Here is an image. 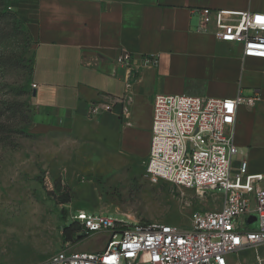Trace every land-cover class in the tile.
<instances>
[{"label":"crops","instance_id":"1","mask_svg":"<svg viewBox=\"0 0 264 264\" xmlns=\"http://www.w3.org/2000/svg\"><path fill=\"white\" fill-rule=\"evenodd\" d=\"M11 6L32 37L36 132H96L118 152L145 158L156 93L260 95L256 106L238 107L235 140L249 170L264 172V58L244 57L240 43L199 30L201 8L264 12V0H11ZM123 51L137 63L157 55L158 63L138 74L128 117L117 105L93 119L92 103L125 93L127 69L116 62Z\"/></svg>","mask_w":264,"mask_h":264},{"label":"built area","instance_id":"2","mask_svg":"<svg viewBox=\"0 0 264 264\" xmlns=\"http://www.w3.org/2000/svg\"><path fill=\"white\" fill-rule=\"evenodd\" d=\"M199 30L217 40L240 43L244 57L264 58V12L199 9ZM117 64L127 69L125 93L107 95L90 107V117L121 106L128 117L132 86L144 67H155L158 56L139 63L123 51ZM36 84H33V89ZM260 95L213 98L156 93L145 173L152 183L169 182L195 191L206 200L223 198L220 208L194 211L189 225L136 220L120 212L79 211L74 221L82 232L108 235L103 251L74 250L70 242L38 264H233L230 255L254 249L264 261V172L249 170L236 144L238 107H254ZM216 190L225 193L219 196Z\"/></svg>","mask_w":264,"mask_h":264},{"label":"rangeland","instance_id":"3","mask_svg":"<svg viewBox=\"0 0 264 264\" xmlns=\"http://www.w3.org/2000/svg\"><path fill=\"white\" fill-rule=\"evenodd\" d=\"M34 59L11 0H0V264L42 263L66 242L74 250H103L108 235L102 232L65 240L67 227L79 230L74 217L81 210L183 226L194 211L220 208L223 198L206 200L189 188L152 183L146 157L118 152L96 132H36ZM245 158V152L236 155L233 164ZM230 257L233 264H259L254 249Z\"/></svg>","mask_w":264,"mask_h":264},{"label":"trees","instance_id":"4","mask_svg":"<svg viewBox=\"0 0 264 264\" xmlns=\"http://www.w3.org/2000/svg\"><path fill=\"white\" fill-rule=\"evenodd\" d=\"M16 14H17V13H16ZM17 17H18V19L20 20V22L23 23V25L25 26L26 31H27V33H28V35H29V37H30V40L32 41V37H31V35H30V32H29V30H28V28H27L25 22H24L23 20H21V19L19 18L18 15H17ZM33 71H34V70H33ZM78 226H79V230H74V228H72V227H67V228L65 229V234H64V236H65V240H66V241H71V239L73 238L74 233H75V237H76V239H80L81 237H84V236H87V235H88V234L82 232V226H81L80 223H78Z\"/></svg>","mask_w":264,"mask_h":264},{"label":"water","instance_id":"5","mask_svg":"<svg viewBox=\"0 0 264 264\" xmlns=\"http://www.w3.org/2000/svg\"><path fill=\"white\" fill-rule=\"evenodd\" d=\"M36 94H37V90L33 89V96H36Z\"/></svg>","mask_w":264,"mask_h":264}]
</instances>
